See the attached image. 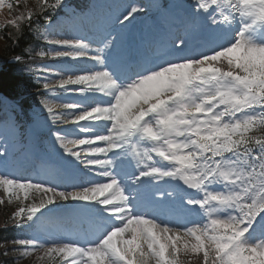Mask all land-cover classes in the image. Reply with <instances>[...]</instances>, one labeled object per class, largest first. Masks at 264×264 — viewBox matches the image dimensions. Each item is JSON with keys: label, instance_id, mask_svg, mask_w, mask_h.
<instances>
[{"label": "snow or ice", "instance_id": "obj_1", "mask_svg": "<svg viewBox=\"0 0 264 264\" xmlns=\"http://www.w3.org/2000/svg\"><path fill=\"white\" fill-rule=\"evenodd\" d=\"M62 6L42 0L5 25L20 32L21 22L31 27L43 16L47 26L36 31L54 47L36 55L92 62L80 74L64 78L70 66L56 73L59 88L80 97L59 105L67 113L39 101L60 166L36 179L0 171V189L9 203L42 194L12 213L13 227L40 232L67 221L76 238L4 240L0 264L40 251L61 264H183L186 255L196 264H264V136L254 135L264 132V0H190L187 19L146 55L129 43L143 4L113 5L90 39L52 38L48 13ZM197 29L211 38L194 47ZM0 147L6 170L8 147ZM165 206L185 222L162 219Z\"/></svg>", "mask_w": 264, "mask_h": 264}, {"label": "rangeland", "instance_id": "obj_2", "mask_svg": "<svg viewBox=\"0 0 264 264\" xmlns=\"http://www.w3.org/2000/svg\"><path fill=\"white\" fill-rule=\"evenodd\" d=\"M24 1L26 0H23V2ZM110 1L111 0L109 1L98 0V2L103 3L104 8H112ZM175 1L176 0H169L170 2L169 6L167 7L166 10L159 11V16H157L154 19L155 20L154 23L153 21L148 20L145 24H143L146 21L144 18L140 22H137L132 27L131 33L139 31V35L137 33V36H140V38H146L149 37L148 35H145L147 30H149V32L150 33L152 32L153 34L157 30V25H162V26L166 25L167 27L168 23H170L171 20H173V18L175 17V11L172 10V6L175 3ZM8 3H11L13 5V2H11V0H5V4L0 7L4 10L9 9L7 7ZM157 3H158L157 0H152V2H150L147 5L156 6ZM24 6L27 7L28 5L25 4ZM97 7L101 8L99 5ZM12 9L9 10L11 11ZM64 9L68 11L71 10L69 5H65ZM108 14L110 15L111 13ZM183 14L186 15L185 11ZM109 15H107L106 18ZM98 17H94V16L92 17V13H90L84 16V18L73 17L70 20L67 19V21H64L63 23L61 22L60 19L61 17H57L55 19V22L58 25L57 27L58 32L60 31L61 33L60 34L51 33V36L52 38H56V39H61V38L73 39L76 37H83L85 39H90L92 37L91 36L89 37L88 33L93 28V24L98 21ZM46 26L47 23L42 24L38 28L41 32H43ZM193 33H194L193 34L194 47L197 46V43H199L198 45L200 46L205 42V40H203L199 35L206 34V36H208L207 33L200 31L198 29L195 30ZM35 35H37V38L41 40V43L45 47L44 49L41 50L47 51L53 48L52 46L46 44L43 41V39L38 36L37 31L35 32ZM145 52L146 55L147 51ZM38 65L39 64L31 63L28 64L26 68L27 72L30 71L33 74L34 81L40 80L37 77ZM64 66H70L71 69L70 72H63V77L66 78V76L69 74L72 75L80 74V69L84 67H90V63L89 61L65 60L63 61L62 64L59 65V68H56L54 72L60 71ZM61 78H62L61 75H58V80ZM69 87L75 88L77 86H69ZM0 98H2L5 101L4 109L0 110V145H6L8 147V152H9L8 159L10 163L8 169L0 170V171H2L3 174L16 178L32 177L36 179L51 175L56 169L59 168L60 161L58 156L56 157L53 156L54 150L51 144V137L49 134V127H51V125L49 122H46L47 113L44 112L39 102L37 104H34L33 111H31L32 113H30L28 117H23L24 120L22 124L24 127L22 129V126L20 125L21 122L18 119H15L16 121H13V123L10 122V120L12 119L11 109L16 108L15 102H12L1 96ZM46 99H49L50 101L55 102L58 105L66 102H75L78 99H80V97L75 96L72 98L64 99V98H55L52 95L49 96L48 94ZM61 111L67 113L68 110L62 109ZM65 128H72V125L69 123L68 125L65 126ZM2 150L3 147H0V151ZM156 159L160 160L159 157H156ZM37 173H39V176L37 175ZM89 178L91 179L93 177H89ZM94 179L101 180L102 178L94 177ZM164 189L171 190L168 185L161 187V190ZM41 195L42 194L32 192L30 193L28 199H25L23 196H21L20 200H17L15 199V197H13L11 203H15V201H21L22 204L21 206H23V204L39 203V199ZM2 199H5L8 202V197H6L5 194L3 193V190L0 189V200ZM166 208L168 207L166 206ZM27 233H29L30 235L29 237L39 239L43 243H47V241L50 239H60L62 237L69 239L76 238L74 224H69L67 221L61 222L59 220L46 222L43 230L40 232L34 231L32 229H27ZM49 233H51V235H49ZM259 237H260V233L257 232L254 239H258ZM19 238H26V236H22V237L19 236ZM13 255L16 256L18 254L13 253ZM16 260L19 264H48V263L61 264L60 257L58 256L46 257L43 255V251Z\"/></svg>", "mask_w": 264, "mask_h": 264}, {"label": "trees", "instance_id": "obj_3", "mask_svg": "<svg viewBox=\"0 0 264 264\" xmlns=\"http://www.w3.org/2000/svg\"><path fill=\"white\" fill-rule=\"evenodd\" d=\"M74 1L75 0H72L71 2ZM41 2V0H26L24 2L19 1L17 2L19 6L16 4L14 6V12H12L9 16L4 14V12L0 14V21L4 23L3 26L0 27V93L12 100H15L20 108V111H23L24 113L27 112L31 102L36 97L34 93H31L32 83L30 78L23 72V68L26 63L37 59V56L34 55L36 53L29 51L32 46L34 47V45H36V40L31 31L35 24L29 27L26 21L21 22L23 27L20 32L12 26L5 27V25H8V17H11L12 19L16 10H21L22 14H25V12L29 10L38 11ZM49 2L51 3L53 1L49 0ZM25 4L28 6H24ZM55 12H62V10L58 8ZM50 14L51 12L48 13V15ZM12 35H19L18 43L13 39H9V36ZM17 55L21 56L20 62L10 61V58ZM1 105L2 103L0 102V106ZM16 114H18V112H16ZM254 135L257 137L264 136V132L255 131ZM2 200L4 202L0 203V242L17 238L21 236L22 233L26 232V229H17L12 226V213L22 205L21 201L9 203L5 199ZM6 224L7 229L5 230ZM2 251L3 248H0V252ZM13 256V253H10L9 258H7V264H13V260L11 259ZM187 257L188 258H182L185 264H196V258L194 256L187 255ZM5 259V257L0 256V261H4ZM14 264L19 263L15 260Z\"/></svg>", "mask_w": 264, "mask_h": 264}, {"label": "bare ground", "instance_id": "obj_4", "mask_svg": "<svg viewBox=\"0 0 264 264\" xmlns=\"http://www.w3.org/2000/svg\"><path fill=\"white\" fill-rule=\"evenodd\" d=\"M102 9V8H101ZM102 11H104V9H102ZM53 29V30H52ZM52 29H48V31H49V33H55V34H60L61 32H57L56 31V29L53 27ZM53 31V32H52ZM92 35H95V32H94V30L91 32V34L90 33H88V36L90 37V36H92ZM209 36V35H208ZM206 40H208L207 39V37H205V41ZM136 46L137 47H139L140 48V45L139 44H136ZM54 111H56V110H58V107H57V105H55V107H54V109H53ZM66 125H58V127H65ZM53 156H57V153H56V151H54V154H53ZM52 157V156H51ZM156 196H157V198H159L158 197V194L156 193ZM175 217V216H174ZM174 217H170L169 218V222H172V221H174ZM174 223H176V221L174 222Z\"/></svg>", "mask_w": 264, "mask_h": 264}]
</instances>
